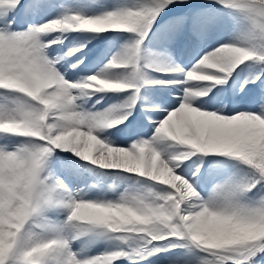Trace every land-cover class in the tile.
<instances>
[{
	"label": "snow or ice",
	"instance_id": "6c2138e0",
	"mask_svg": "<svg viewBox=\"0 0 264 264\" xmlns=\"http://www.w3.org/2000/svg\"><path fill=\"white\" fill-rule=\"evenodd\" d=\"M214 3L234 14V40L188 68L168 46L219 22L189 0H91L87 15L63 0H0V264H152L160 253L166 264H264V0ZM48 9L58 15L20 26ZM69 32L128 38L76 80L61 60L86 41L50 55ZM240 65L237 92L228 80ZM157 87L175 95L137 109L141 89ZM108 92L125 98L85 106Z\"/></svg>",
	"mask_w": 264,
	"mask_h": 264
},
{
	"label": "rangeland",
	"instance_id": "374dc122",
	"mask_svg": "<svg viewBox=\"0 0 264 264\" xmlns=\"http://www.w3.org/2000/svg\"><path fill=\"white\" fill-rule=\"evenodd\" d=\"M207 1L208 7L204 6H196L197 9H207L210 14L217 15L219 17V22L216 27H214L211 31L208 32L206 37L201 41H193L191 44H177L172 43L168 46L167 54L171 57L172 61L175 64H178L181 67L190 68L197 60H199L205 51H210L212 48L218 46L221 43H229L234 40L235 33L237 31L236 25H234L232 17L233 13L227 9H223L218 6H212L214 0H204ZM210 1V2H209ZM63 2L70 5L72 11H82L83 14H95L94 9L89 7L91 0H63ZM131 2V0H130ZM190 3L196 2V0H189ZM104 3L109 5V7L114 3V0H104ZM180 10H165L164 13H161V17L159 18V25H164L168 20L172 18L173 15L183 12L185 9L182 5H177L176 8L180 7ZM58 9H50V12L47 13V10L41 13V17H25L21 16L19 18L20 26L26 27L27 23H43L46 19H52L58 15ZM68 38L64 40L62 45H53V51L50 52L51 56H63L65 52L68 51L69 48L74 46H79L81 41H86V46L83 48L84 55L81 53H76L74 56L66 57L61 60V64L64 65L61 68V71L67 73V77H71L72 79H80L82 77H86L87 75L93 74L95 71H98L99 68L103 67L105 63H107V59L110 58L111 54L115 52L121 43H123L124 39H127V34H121L122 38L113 39L118 34H102L105 37H109L106 40H100L99 37L92 39L93 34L86 33H76L69 32L65 34ZM145 46L148 47L152 51H159L157 37L150 34L149 38L145 40ZM80 58L84 61L81 64L80 70L76 71L73 68H70V64H75L77 58ZM59 67V65L57 66ZM67 69V71H65ZM69 74V76H68ZM151 75H155V73H151ZM221 78H224V74H220ZM248 75L245 70L244 65H240L230 76H229V84L233 85L234 91H239V85L243 83L245 77ZM156 76V75H155ZM166 78V77H163ZM264 79V77H262ZM205 86H211L212 82H204ZM260 85V81H257L255 85H247L253 91H256L258 86ZM226 85H215V87H225ZM161 94V97L158 95ZM167 90L157 87L156 89L144 88L141 89L142 100L138 102L137 109L143 110L144 108H148L145 106L152 107L153 103L157 102L160 104V99L165 95L167 99H171ZM173 94V93H172ZM125 98L124 93H98L94 95L90 101L85 105L88 108H92L93 104L95 107L92 110L102 111L105 108H108L110 105L120 103ZM99 100L100 103L96 104L95 101ZM151 102V103H149ZM245 110V109H242ZM135 114V113H134ZM158 119L159 117H154V119ZM114 130V129H113ZM112 131V130H109ZM151 130H147V135L151 136ZM120 137V134L116 136L110 137L113 141H117ZM171 151V149H169ZM70 155L71 153H66L64 155ZM195 159V157H193ZM111 176V174H109ZM90 183H95V180L89 181ZM106 183H114L112 178L106 180ZM120 183H123L121 181ZM103 245H96L93 248V252L96 248H102ZM165 253H160L159 258H151L152 264H166L164 259ZM126 264V262H125ZM143 264H147V262H143Z\"/></svg>",
	"mask_w": 264,
	"mask_h": 264
},
{
	"label": "bare ground",
	"instance_id": "6f19581e",
	"mask_svg": "<svg viewBox=\"0 0 264 264\" xmlns=\"http://www.w3.org/2000/svg\"><path fill=\"white\" fill-rule=\"evenodd\" d=\"M50 12V9H48L47 10V13H49ZM37 18H39V17H41V15H38V16H36ZM65 74V76L67 75V73H64ZM68 76H69V74H68ZM67 77V76H66Z\"/></svg>",
	"mask_w": 264,
	"mask_h": 264
}]
</instances>
